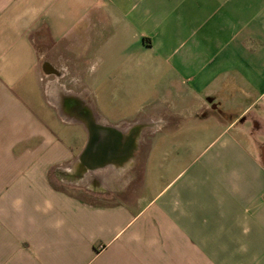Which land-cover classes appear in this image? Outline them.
<instances>
[{
    "label": "crops",
    "instance_id": "crops-1",
    "mask_svg": "<svg viewBox=\"0 0 264 264\" xmlns=\"http://www.w3.org/2000/svg\"><path fill=\"white\" fill-rule=\"evenodd\" d=\"M0 264H264V0H0Z\"/></svg>",
    "mask_w": 264,
    "mask_h": 264
},
{
    "label": "water",
    "instance_id": "water-1",
    "mask_svg": "<svg viewBox=\"0 0 264 264\" xmlns=\"http://www.w3.org/2000/svg\"><path fill=\"white\" fill-rule=\"evenodd\" d=\"M102 132H112L114 133V130L111 129V128H108V127H99V126H94L91 130V135H90V141H89V145H88V148L87 150L82 154V157H81V160L85 162V160H88L87 158H89V160L92 158L94 160H100L101 158H103L102 160H105V156L103 154H99L96 149L98 148V143H97V140H98V137L101 135ZM129 152V150H128ZM107 154V155H106ZM106 157L107 156H111L112 154L110 153H106ZM91 157V158H90ZM101 160V161H102ZM101 161H96V162H91L88 161L87 162V167L89 169H93V168H96L98 167L99 165H96V164H99L98 162L101 163ZM103 162V161H102Z\"/></svg>",
    "mask_w": 264,
    "mask_h": 264
},
{
    "label": "rangeland",
    "instance_id": "rangeland-1",
    "mask_svg": "<svg viewBox=\"0 0 264 264\" xmlns=\"http://www.w3.org/2000/svg\"><path fill=\"white\" fill-rule=\"evenodd\" d=\"M91 182V184H94V186L97 184V182L96 181H90Z\"/></svg>",
    "mask_w": 264,
    "mask_h": 264
}]
</instances>
